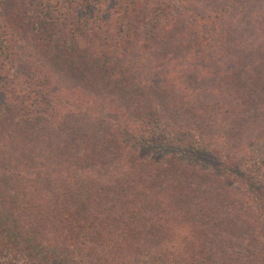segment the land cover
Listing matches in <instances>:
<instances>
[{
    "label": "trees",
    "instance_id": "16d2710c",
    "mask_svg": "<svg viewBox=\"0 0 264 264\" xmlns=\"http://www.w3.org/2000/svg\"><path fill=\"white\" fill-rule=\"evenodd\" d=\"M176 134L264 140V0H0V264H264V156L248 195Z\"/></svg>",
    "mask_w": 264,
    "mask_h": 264
},
{
    "label": "rangeland",
    "instance_id": "374dc122",
    "mask_svg": "<svg viewBox=\"0 0 264 264\" xmlns=\"http://www.w3.org/2000/svg\"><path fill=\"white\" fill-rule=\"evenodd\" d=\"M167 140L157 135L143 144L139 143L138 148L141 155L147 158L163 162L182 161L200 169L221 174L226 180L233 181L235 189L245 191L247 194L250 192L248 195H253L256 190L261 191V186L255 183L254 176L260 166L255 160L261 161L264 156V140L251 146L248 153L242 157L233 159L219 155L213 144L202 139L196 141L188 134H176L170 144ZM263 222L264 220L260 219L259 225ZM262 230L261 240L263 241L264 229Z\"/></svg>",
    "mask_w": 264,
    "mask_h": 264
}]
</instances>
